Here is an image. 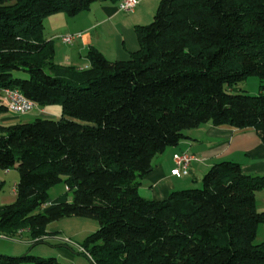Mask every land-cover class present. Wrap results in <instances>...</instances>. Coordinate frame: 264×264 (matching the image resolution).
Segmentation results:
<instances>
[{
    "label": "trees",
    "instance_id": "1",
    "mask_svg": "<svg viewBox=\"0 0 264 264\" xmlns=\"http://www.w3.org/2000/svg\"><path fill=\"white\" fill-rule=\"evenodd\" d=\"M104 1L114 0H0V87L62 107L60 118L0 125V168L19 171L15 201L0 205V232L42 241L53 221L91 217L99 228L81 246L92 264H264L256 241L264 175L223 160L200 187L162 200L139 191L155 157L187 129L253 127L264 143V0H161L152 22L136 26L129 58L91 46L90 67L58 64L45 18ZM252 75L257 94L234 91ZM61 180L67 191L48 203ZM0 264L63 263L0 252Z\"/></svg>",
    "mask_w": 264,
    "mask_h": 264
},
{
    "label": "crops",
    "instance_id": "2",
    "mask_svg": "<svg viewBox=\"0 0 264 264\" xmlns=\"http://www.w3.org/2000/svg\"><path fill=\"white\" fill-rule=\"evenodd\" d=\"M119 1L95 2L89 10L75 16L65 12L47 16L44 21V37L55 45L56 62L88 68L91 65L88 58L91 46L97 47L112 60L129 58L130 53L139 48L136 26L145 25L148 16L155 13L161 0H139L132 13L121 11ZM70 34L76 35L75 41L72 44L65 43L63 37ZM56 106H50L52 109L40 107L41 113H57ZM5 112L10 111H1L0 114ZM0 117L8 119L6 116ZM184 133L186 137L177 145L155 157L153 168L144 176L139 189L145 198L162 200L172 191L179 190L176 188V179L179 177L172 174V169L175 165L173 154L181 151H188L198 158L193 160L190 169L195 177L204 175L213 164L223 160L240 163L246 174L264 175V143L255 128L207 122L187 129ZM13 191L16 193V187ZM256 207L258 211H264V188L256 192ZM20 231L29 233L28 230ZM0 233L9 237L4 232ZM256 241L264 242V223L257 228Z\"/></svg>",
    "mask_w": 264,
    "mask_h": 264
},
{
    "label": "rangeland",
    "instance_id": "3",
    "mask_svg": "<svg viewBox=\"0 0 264 264\" xmlns=\"http://www.w3.org/2000/svg\"><path fill=\"white\" fill-rule=\"evenodd\" d=\"M154 14L155 13L148 16V20L144 23L145 25L152 22ZM59 46H61V43H59ZM260 84V78L256 75H252L237 84L234 91L257 94L260 91ZM56 107L57 113L51 111L48 114L41 113V108L39 106L23 114L11 111L5 112V114H0V116H6L8 119H2V117H0V125L33 121L37 117L57 118L61 115L62 107L60 105ZM44 108L52 109L50 106H44ZM195 159L198 158L195 157ZM197 177L191 174L190 171L185 173L183 176L176 179L178 185L176 188L180 190L187 187H200L202 185L203 175H198ZM18 179L19 171L16 168L9 169V171L0 168V181L4 182L2 189H0V205L15 201L16 193L13 189L16 187ZM66 191L67 186L65 181L61 180L48 190V203H51ZM98 228L99 222L95 218L81 216L64 217L47 225L49 234L46 236L47 238H43L42 241H33L31 235L27 232H24L22 236L13 235V238L4 237L2 233H0V236L3 237L0 238V252L15 256H21L29 252L37 256L56 257L63 264H92L89 256L82 251L81 245L85 238ZM65 238H70L73 243H64L62 240ZM60 249L68 251L70 254L67 255Z\"/></svg>",
    "mask_w": 264,
    "mask_h": 264
},
{
    "label": "built area",
    "instance_id": "4",
    "mask_svg": "<svg viewBox=\"0 0 264 264\" xmlns=\"http://www.w3.org/2000/svg\"><path fill=\"white\" fill-rule=\"evenodd\" d=\"M139 0H121L119 8L126 13L134 12ZM76 39V35H66L63 41L72 44ZM37 107L36 103L26 97L19 89L0 87V109H5L18 114L27 113ZM175 165L172 169V174L181 177L188 173L191 169V164L195 156L188 151L176 152L173 154ZM21 232V231H20ZM64 242L71 244L73 241L70 238L63 239ZM83 249V248H81Z\"/></svg>",
    "mask_w": 264,
    "mask_h": 264
}]
</instances>
